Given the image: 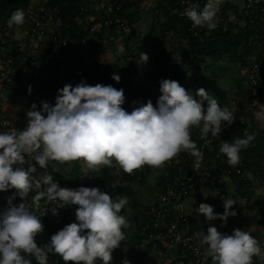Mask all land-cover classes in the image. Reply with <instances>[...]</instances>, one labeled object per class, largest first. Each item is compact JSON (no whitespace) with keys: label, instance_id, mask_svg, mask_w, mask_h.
I'll use <instances>...</instances> for the list:
<instances>
[{"label":"clouds","instance_id":"9594fccd","mask_svg":"<svg viewBox=\"0 0 264 264\" xmlns=\"http://www.w3.org/2000/svg\"><path fill=\"white\" fill-rule=\"evenodd\" d=\"M220 3L221 0H206L202 8L190 4L183 14L192 27L212 29ZM24 22V11L15 9L7 25L19 26ZM123 51L120 45L117 54ZM140 59L147 63L149 57L141 52ZM111 78L116 82L120 79L115 73ZM158 83L160 95L155 105L151 99L135 101L137 106L129 112L121 107L125 102L123 88L102 83L90 85L82 78L75 85L66 83L58 88L54 104L41 100L38 108L32 103L22 130H0V192L15 189L8 197V206L0 210V264H32L29 257L38 264H47L49 253L59 255L64 264L69 261L110 264L113 250L125 239L122 229L129 228L131 222L121 214V209L128 203L127 197L116 200L98 187L60 186L47 172L49 161H80L93 171L113 166L115 162L123 172L131 174L145 164L161 168L178 153L186 151L195 158L194 167H199L203 153L191 139L190 129L199 127L201 136L211 133L216 137L232 124L233 113L202 87L193 93L176 80L164 78ZM254 116L264 121V105ZM255 137V133L246 132L231 143L221 140L219 153L224 154L229 166H235L240 162L241 149L249 147ZM26 156L35 164L21 166ZM37 165L45 169L39 180L32 175ZM80 176L90 177L87 173ZM41 184L46 187L32 196L33 204L46 198V201H58L61 208L76 207L75 220L53 233L43 246H38L35 238L44 230L41 217L25 201L16 205L11 201L16 196L26 198L30 190L39 189ZM221 200L222 213L214 212L212 205L202 202L194 209L197 217L202 214L205 222L219 219L222 225L226 224L229 217L237 215L232 207L237 202L229 195L222 196ZM52 211L55 214V208ZM194 235L205 245L203 259L210 258V264H252L254 256L264 260V249L242 228H233L228 234L209 224L206 232ZM122 264L129 261L124 260Z\"/></svg>","mask_w":264,"mask_h":264},{"label":"trees","instance_id":"16d2710c","mask_svg":"<svg viewBox=\"0 0 264 264\" xmlns=\"http://www.w3.org/2000/svg\"><path fill=\"white\" fill-rule=\"evenodd\" d=\"M134 1L118 0L123 9L118 14L119 20L125 19L127 10L128 12L132 11ZM32 2L33 0H0V26L7 22L12 11L15 9L24 11ZM48 3L67 23V34L70 40L76 43L80 51L85 50L88 47L90 28L93 27L96 21H91L89 13L83 10V0H48ZM158 8L160 9L159 14L155 24L151 27L150 39L144 40L142 48L145 46L150 47L151 50H154V56H157V51L159 55L166 46H168L167 49L169 51L160 54V56L163 54L164 57L162 63L158 66V69L150 71L148 87L154 86L155 79H153V76L156 75H161L162 79L168 78L178 82L189 72H199V75H192L189 78V86L194 87L199 76L204 75L205 79L202 81L200 88H205L208 78L212 76L217 78L216 69L210 71L212 76L210 74L209 76L206 75L210 68H216V65H218L220 68L224 66L225 69L233 68L241 71L244 67L252 64L254 59L260 60L264 58V38L257 37V35L264 34V26H248L244 22L241 12L237 13V10L230 5H224L221 12L216 13L214 21L216 20L217 22L214 28L208 29L206 27L203 30L202 33L205 37L203 41L195 37L190 31V23L186 16L181 13L180 0H161ZM81 19L85 21L83 25L79 23ZM104 27L106 26L104 25ZM156 29L159 30L158 33ZM142 48L139 51L134 50L136 51L135 54L131 53V55L139 57L141 52H143ZM126 50H132L129 44H126ZM226 64H229V67ZM154 71L160 74H155ZM113 73L119 75V70L114 69L112 74L108 75V67L95 63L92 67L83 70L79 82L83 78L86 83L95 85L92 80L97 78L98 83L111 84L109 78L112 77ZM120 80L121 77L119 82ZM114 87L117 88V86ZM242 87H244V92L241 98L233 109L229 107L234 118L245 110L247 104L253 98L252 93L245 89L244 79L242 83L239 82L238 89L242 90ZM150 92L152 90L149 88L145 90L135 88L130 95H135L140 100ZM156 94L160 95L159 92H156ZM211 95L214 97L215 93L212 92ZM27 97L29 99L32 98L31 95ZM32 103L33 101H31L30 105ZM224 105L228 104L224 103ZM249 116L251 118L250 126L245 122L235 121L228 126V132L225 129L222 130L220 141L226 140L231 143L236 137H243L246 130L248 133H255V140L251 142L250 146L241 149L240 159L244 162L245 171L250 170L264 181V121H257L255 116ZM194 141L198 144L196 139ZM218 154L221 158H217ZM206 159L211 170L207 181L210 182L220 166H228L224 154L219 153L216 140H214V149L206 151ZM59 168H52L49 173L58 178L60 186L76 188L81 185L88 187L92 184L101 191L107 192L116 200L121 196H134L130 204L132 207L129 219L131 224L129 228L123 231L125 236L129 237V251L133 254L135 264H143L142 260L147 257L146 254L148 253L146 251L141 253V248L146 244V239L141 237L140 228L151 218L152 211L150 208L144 212L145 210L135 197L136 192L130 187V184L134 182L143 183L153 168L145 164L133 170V174H128L123 172L114 162L113 166H102L98 170L93 171L87 169L80 161H75V166L70 171H61ZM116 170L119 171V174L116 173ZM85 173L89 174L90 177L81 178L80 175ZM231 179L237 185V193L242 198L243 207L240 211H236V216L227 219V224L238 226V228L248 231L260 244L264 242V201L256 200L253 197V188L248 179L242 182L236 175L232 176ZM45 187L44 185L43 189ZM242 189H249V196L241 194L240 191ZM42 200L44 202H42L41 207L45 208V212L43 215H37L41 217L44 223V230L42 233H38L35 238L38 246H43L53 233L65 224L75 220L74 210L76 206L61 208L57 205L58 201ZM54 208L55 214L52 211ZM122 212L121 209V214L123 215ZM29 258L32 259V264H38L34 258ZM47 264H64V261L59 255L49 253ZM68 264H73V262L69 261ZM110 264L121 263L119 261L110 262ZM252 264H264V260L254 256Z\"/></svg>","mask_w":264,"mask_h":264},{"label":"built area","instance_id":"2783aa9c","mask_svg":"<svg viewBox=\"0 0 264 264\" xmlns=\"http://www.w3.org/2000/svg\"><path fill=\"white\" fill-rule=\"evenodd\" d=\"M205 3V1L199 0H180L181 13L184 15V9L190 4H197L200 8V5L203 7ZM99 4L103 10L99 22L115 31L119 37H123L127 26L124 20L118 19V14L123 10L122 5L118 0H99ZM222 7L223 5L220 4L217 13L221 12ZM83 10L86 11V8L84 7ZM24 13L25 22L18 34L15 30L16 25L9 27L6 22L0 26V93L2 89L10 88L22 95V99L28 108L31 106V101L40 107L41 100L50 99L53 101L52 94L64 84L75 85L79 82L80 75L85 69L84 59L82 57L80 60V56H84L85 50L80 51L78 49L79 59L74 65L66 53L68 44L72 42L67 34L68 25L58 12L49 6L48 0H33L26 7ZM241 14L248 26L263 27L264 0H244ZM92 16L94 18L92 21H96L95 16ZM83 21L84 19H81L79 23L83 24ZM188 21L190 31L195 37L203 41L205 37L202 32L207 26L194 28L191 21L189 19ZM216 22L215 20L214 23ZM94 30V27L90 28V32ZM257 37L263 39L264 34L257 35ZM127 60L132 62L133 56L128 55ZM16 71L20 72L19 76H16ZM241 71L245 76L246 90L252 93L253 98L245 110L234 118L233 122H245L250 126L251 118L249 115L254 116V112L260 110L261 106L264 105V58L254 59L252 64L244 67ZM111 73L112 70H108V74ZM29 86H31L30 94L28 92ZM28 95H31L32 98L29 99ZM158 96L152 91L139 101L147 102L148 99H151L155 105ZM126 111L130 112V110ZM26 123V114L19 121H14L6 116L0 118V130L7 131L10 128L22 130ZM224 129L227 132L229 130L228 127ZM197 138L198 144L196 146L203 153L199 167H194L195 158L188 152L183 157L175 156L164 163L168 170L164 179V193L154 203V207L151 209V218L140 228V235L146 239L145 242L164 237L168 246L177 251L169 264H210V258L207 261L203 259L204 248L194 235L195 226L186 211L185 202L198 196L200 184L208 181L210 168L206 159V151L214 149V140L219 147L221 135L213 137L209 133L207 137H204L199 131ZM217 158H221V156L218 154ZM29 163L35 164V161L26 156L25 163L21 166L26 168ZM64 163L55 160L49 161L47 172L49 173L52 168H59ZM44 172L45 169L37 165V171L32 175L35 180H39ZM217 173L227 179H231L234 175L238 176L242 182L247 179L244 162L241 159L235 166H220ZM52 177L58 183V178L53 175ZM43 186L41 184L39 189L30 190L26 198L16 196L11 201L12 204L16 205L25 201L31 211L43 215L45 208L41 207V204L44 202L42 199L46 198H41L38 204H33L31 199L37 191L44 190ZM14 191L15 189H9L0 192V210L8 206V197ZM240 193L249 196L250 190L242 189ZM216 221L219 227L223 226L219 219Z\"/></svg>","mask_w":264,"mask_h":264},{"label":"crops","instance_id":"0c3cea01","mask_svg":"<svg viewBox=\"0 0 264 264\" xmlns=\"http://www.w3.org/2000/svg\"><path fill=\"white\" fill-rule=\"evenodd\" d=\"M199 1L206 2V0ZM160 2L161 0H135L134 6L131 11L132 13L130 11L128 12L127 10L125 19H123L125 20L127 26L125 34L123 37H119L112 29L106 28L104 27V25L101 26L102 24L99 22V17H102L103 10L101 9L99 0H83V8L85 7L86 12H88L89 14L91 13L89 15L90 17L94 15L95 19L97 20L96 23L93 25L95 30L93 32H90L88 47L84 51V56H80V60L83 57L85 68H90L95 63H100L102 66L108 67V70H119L118 76L121 77L120 82H116L115 80L111 79V77L109 79L110 83L113 86H117V89L123 88L125 102L123 105H121V107H123L125 110L131 111L134 107L137 106L134 102L139 101V99L135 97V95H130V93L135 88H138L140 90H145L149 88L152 91L155 90L156 92H159L158 81L162 79L161 75L153 76V79H155L154 86L148 87L149 74L150 71L159 68L158 66L162 63L164 59L163 54L162 56H160V54L168 52V46L163 48V52L161 51L159 55L157 51V56H154V50H151L150 47L145 46L142 48V46L144 45V40L150 39L149 37L151 34V27L153 26V24H155L157 16L159 14L160 9L158 8V6ZM220 4L223 6L230 5L233 9L237 10V13H240L244 5V0H221ZM200 8H202L201 5ZM92 17L91 21L94 19ZM82 23L84 24L85 22L83 21ZM156 32L158 33L159 30L156 29ZM126 44H129V47L132 49V52L126 50ZM120 45H123L124 51L120 54H117V48ZM140 48H142L143 52H146L149 57L147 63L141 60L140 56H133L134 60L132 62L128 61V55H131V53L135 54V52L137 50L139 51ZM154 72L155 74H160L156 73V71ZM192 75L197 76L199 75V72H189L184 77H182L180 81H178L181 86H183L186 90L189 91L194 88L189 86V78ZM243 79L245 84V76H243ZM92 82L96 84L98 83V79L95 78L92 80ZM194 86H196V84ZM156 88H158V90H156ZM55 95L56 92H54V94H52L51 96L53 101H50V99H46V101L51 104H54ZM2 98L4 97L0 93V118L2 114H5L4 117H10L12 115H15L16 110L13 108L8 110L9 105L3 104V102L1 101ZM10 107L12 106L10 105ZM6 112H8L10 115H7ZM198 132L195 134L196 136L191 137V139H196L198 141ZM186 154V151H181L177 154V156L183 157ZM155 170L157 172L156 179L152 184H150L148 188L149 184L147 180L149 179L150 175H153ZM167 174L168 170L165 165H163L161 168H153V170L147 176L146 180L143 183L134 182L130 184V187L136 192L135 197L137 198L139 203H141L139 199V194L141 193V191L143 193L146 187L147 190L151 191L149 196L146 198L145 204L142 205V208H144L145 210H143L144 212L148 211V209L150 208L152 209V207H154V203L164 193V179ZM246 177L252 185L253 197L256 200L264 201V181H262L257 174H254L250 170L246 171ZM135 184H139L140 188H136ZM153 192L156 193L153 195ZM228 195L231 196L237 202L232 207L234 208L235 206H237L235 210L237 212L240 211L243 207V201L237 193V185L232 182V179H227L223 176L218 175V173H215L210 182L200 184V193L198 194V196L191 198L185 202L186 211L191 218L192 224L195 226V233L200 231L206 232L209 224L217 227L218 231L226 232L228 234H231L233 228H238V226H233L227 223L224 224L222 227H219L216 220L205 222L203 215L200 214L198 218L197 214L194 211V209L198 207L200 203L203 202L212 205L214 212L222 213L223 206L221 197H227ZM133 198V195L127 197L128 202L131 203ZM197 241L199 242L198 238ZM199 244L203 248H205V245L201 244L200 242ZM260 245L262 246V249H264V242L260 243ZM151 250H153V254H151ZM144 251H146L148 254H146L147 257L142 260L143 264H146L147 261H149L150 264H152L154 261H156L157 264H169L172 258L177 254V251L173 250L170 246H168L167 240L164 237H158V240L155 241H146V244H144V246L141 248V253Z\"/></svg>","mask_w":264,"mask_h":264},{"label":"rangeland","instance_id":"374dc122","mask_svg":"<svg viewBox=\"0 0 264 264\" xmlns=\"http://www.w3.org/2000/svg\"><path fill=\"white\" fill-rule=\"evenodd\" d=\"M23 24L17 26L16 25V32L17 34L19 33V31L21 30ZM227 67H229V64H226ZM224 68V69H223ZM216 69V70H215ZM221 69V70H220ZM211 70H215V73L217 75V78H213V76L210 74ZM220 70V71H219ZM243 72L239 71L237 69H233V68H227L225 69V67H219L218 65H216V68H210L209 71L206 73L207 76H209V74L212 76L211 78H208L207 80V84L205 86V91L209 92L210 94L215 93L214 98L217 99L218 104H220L221 106H225V107H230V108H234L235 105L237 104V102L239 101V99L241 98L243 92H244V87H242V90L238 89V85L239 82L242 83L243 81ZM205 79L204 75L199 76V78L196 81V86H194V88L191 90L193 91V93H195V90L197 88H200V86L202 85V81ZM1 94L4 98H2V102L3 104H8L9 105V109H15L16 110V114L10 116V118H12L14 121H19V119H21L27 112L28 110V106L23 102L22 100V95L10 88H4L1 90ZM224 103L228 104V105H224ZM10 105L12 107H10ZM4 106V105H3ZM203 106L206 108L207 106V102L204 101L203 102ZM12 111V110H11ZM7 115H10L8 112H6ZM5 114L1 115V118L4 117ZM199 131V127H192L190 129V133H191V137L196 136L195 134ZM75 166V161H69V162H65L64 164H62L60 166V170H64V171H70L72 168H74ZM116 173L119 174V171L116 170ZM157 176V172L156 170L154 171L153 175L149 176V179L147 180L148 182V188L150 186V184H152L154 182V180L156 179ZM136 188H140L139 184H135ZM88 187H94L92 184H90ZM142 189V188H141ZM150 190H147V187L144 189V192L139 194V199L142 205L145 204L146 202V198L149 196L150 194ZM156 192H153L152 194L154 195ZM152 196V195H151ZM130 202H128L124 208H122V213L123 215L126 217V219H130L131 217V212H132V207L130 206ZM234 208H237V206H235ZM122 230H126V229H122ZM129 237L125 236V239L123 241L120 242V246L115 248L112 252V260L111 262H119L122 264V262L124 260L129 261V264H135V259L133 258V254L129 251L130 247H129ZM154 247V246H153ZM153 250H151V254ZM146 264H150L149 261L146 262ZM152 264H157L156 261H154Z\"/></svg>","mask_w":264,"mask_h":264},{"label":"water","instance_id":"95a60500","mask_svg":"<svg viewBox=\"0 0 264 264\" xmlns=\"http://www.w3.org/2000/svg\"><path fill=\"white\" fill-rule=\"evenodd\" d=\"M66 53L70 59V61L76 65L79 59V50L78 46L74 42H70L66 48ZM20 72L16 71V76H19Z\"/></svg>","mask_w":264,"mask_h":264}]
</instances>
